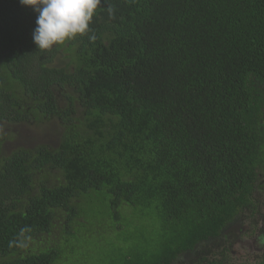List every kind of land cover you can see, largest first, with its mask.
I'll return each mask as SVG.
<instances>
[{
    "label": "trees",
    "instance_id": "16d2710c",
    "mask_svg": "<svg viewBox=\"0 0 264 264\" xmlns=\"http://www.w3.org/2000/svg\"><path fill=\"white\" fill-rule=\"evenodd\" d=\"M36 18L0 0V127L54 137L0 129V264L102 230L103 264H264V0H101L47 50Z\"/></svg>",
    "mask_w": 264,
    "mask_h": 264
},
{
    "label": "clouds",
    "instance_id": "9594fccd",
    "mask_svg": "<svg viewBox=\"0 0 264 264\" xmlns=\"http://www.w3.org/2000/svg\"><path fill=\"white\" fill-rule=\"evenodd\" d=\"M37 13L33 41L39 50L84 34L101 0H19ZM111 13V9H109Z\"/></svg>",
    "mask_w": 264,
    "mask_h": 264
},
{
    "label": "rangeland",
    "instance_id": "374dc122",
    "mask_svg": "<svg viewBox=\"0 0 264 264\" xmlns=\"http://www.w3.org/2000/svg\"><path fill=\"white\" fill-rule=\"evenodd\" d=\"M64 63H66L64 55L59 54L54 61V65L62 66V65H64ZM0 129L3 133H5L7 135L12 134V136H11L12 140H11V142H9V143H12L11 145H14V141H15L16 145L29 147V146L35 144L36 142H40L41 139L44 142H53V139H54V137L50 134H49L48 138H47L48 134L46 136L42 135L40 133V130L39 129L35 130L34 128H32V125H30V126H28V125H19V126L14 125V126H5V127H3V125H2L0 127ZM43 138H45V139H43ZM98 200H96V201L94 200V202L91 206L93 207V210L102 212L105 210L104 209L105 206L101 203H97ZM102 234H104V238H102L103 239L102 243H101V239H100V241H96L98 237L93 235V234L90 236L85 235L84 239L80 241V245H82V248H83L82 251H84V256L87 257L90 254V256H92V258H93V259H88L89 263H91L97 259L99 261L98 264H103V262L101 261L102 253L106 252V254H108L111 252V247L109 246V244L107 245V243H106V239L109 238L110 236L107 235V233L104 232L103 230H102ZM48 237L52 238V235H50ZM247 243L249 246L250 245L249 242H247ZM250 243H251V241H250ZM118 244H120V241H118ZM258 244L264 245V240H262L261 242H258ZM90 246H92V247H90ZM102 246L106 247V248L103 249ZM93 247H94V249H93ZM258 247H260V246H258V245L253 246L254 249H257ZM94 250H96L98 252H95V254H92V252H90V251H94Z\"/></svg>",
    "mask_w": 264,
    "mask_h": 264
},
{
    "label": "flooded vegetation",
    "instance_id": "af4514ba",
    "mask_svg": "<svg viewBox=\"0 0 264 264\" xmlns=\"http://www.w3.org/2000/svg\"><path fill=\"white\" fill-rule=\"evenodd\" d=\"M263 207H264V205H262ZM261 227H263V226H261ZM259 241H257V243H258ZM259 245H261V244H259ZM261 246H264V245H261ZM263 249H264V247H263Z\"/></svg>",
    "mask_w": 264,
    "mask_h": 264
}]
</instances>
